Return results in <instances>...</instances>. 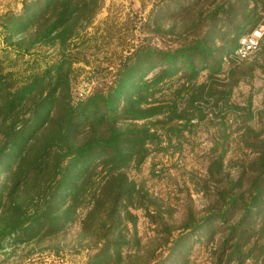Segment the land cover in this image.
Masks as SVG:
<instances>
[{
	"label": "rangeland",
	"instance_id": "374dc122",
	"mask_svg": "<svg viewBox=\"0 0 264 264\" xmlns=\"http://www.w3.org/2000/svg\"><path fill=\"white\" fill-rule=\"evenodd\" d=\"M263 164L264 0H0V264H264Z\"/></svg>",
	"mask_w": 264,
	"mask_h": 264
},
{
	"label": "trees",
	"instance_id": "16d2710c",
	"mask_svg": "<svg viewBox=\"0 0 264 264\" xmlns=\"http://www.w3.org/2000/svg\"><path fill=\"white\" fill-rule=\"evenodd\" d=\"M144 84V83H143ZM100 98H103V96H99ZM130 104V103H129ZM134 106L137 107V104ZM130 107H133L130 105ZM136 125H130V128H135ZM130 128H128V131L126 132H120L119 134H116L112 137H110V139L107 141L108 143L115 141V139H126L125 141H127V138L129 135H132L130 133ZM147 134L145 133L144 136H146ZM107 142H103L102 144L99 143L101 146L100 151H102L101 153L103 154L104 159L106 158H112L114 155V152H118L119 147L121 144H123V140L120 143L117 144H107ZM94 143V142H93ZM105 151V152H104ZM26 158V157H25ZM106 161H109L106 160ZM250 171H247V169H243L240 172L239 177L237 178V180L235 182H233L231 184V186L229 187L227 192H220L218 193V197L221 195V198L223 199V203L220 204V206L216 209L211 211L210 214H208L209 216L206 217L207 220L210 221V216L212 215H216L219 218H223L224 216H230L233 217V215L235 214L236 211L242 210L243 214L242 217L244 218V216H247L248 214H251V212L253 213V207L251 206L253 201L257 200V199H261L262 196H264L262 193L264 191V164L261 165V170H259L258 172L253 173H249ZM245 182H249V188L246 190H239V193H236V191L238 189H240V187H244V183ZM234 188V190H233ZM228 192H232L229 196H228ZM244 192L247 193V197L244 196ZM222 209V210H221ZM261 208H259L260 210ZM255 213V211H254ZM204 216H202L203 218ZM242 218V219H243ZM197 225H201V223L197 224Z\"/></svg>",
	"mask_w": 264,
	"mask_h": 264
},
{
	"label": "built area",
	"instance_id": "2783aa9c",
	"mask_svg": "<svg viewBox=\"0 0 264 264\" xmlns=\"http://www.w3.org/2000/svg\"><path fill=\"white\" fill-rule=\"evenodd\" d=\"M258 38V33L254 32L251 36L242 39L237 50L238 56L245 58L248 54H250L257 47Z\"/></svg>",
	"mask_w": 264,
	"mask_h": 264
}]
</instances>
